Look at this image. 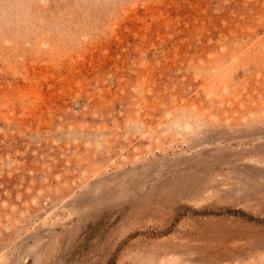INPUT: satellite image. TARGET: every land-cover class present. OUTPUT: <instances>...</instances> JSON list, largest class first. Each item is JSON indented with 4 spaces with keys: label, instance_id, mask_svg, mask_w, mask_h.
Listing matches in <instances>:
<instances>
[{
    "label": "rangeland",
    "instance_id": "1",
    "mask_svg": "<svg viewBox=\"0 0 264 264\" xmlns=\"http://www.w3.org/2000/svg\"><path fill=\"white\" fill-rule=\"evenodd\" d=\"M0 264H264V0H0Z\"/></svg>",
    "mask_w": 264,
    "mask_h": 264
}]
</instances>
